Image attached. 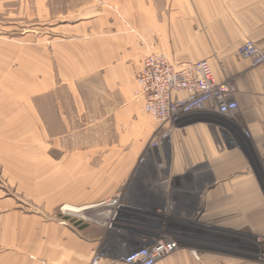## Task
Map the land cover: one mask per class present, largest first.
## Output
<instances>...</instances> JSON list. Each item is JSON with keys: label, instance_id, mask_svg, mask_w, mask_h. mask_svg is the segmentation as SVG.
I'll use <instances>...</instances> for the list:
<instances>
[{"label": "crops", "instance_id": "crops-1", "mask_svg": "<svg viewBox=\"0 0 264 264\" xmlns=\"http://www.w3.org/2000/svg\"><path fill=\"white\" fill-rule=\"evenodd\" d=\"M247 42L264 51V0H0V161L15 190L0 187V264H92L98 253L127 264L111 247L143 242L129 216L150 218L147 208L181 229L157 264H259L264 65L239 55ZM151 55L177 68L209 60L238 110L193 115L149 149L158 124L135 93ZM139 179L152 198L125 200ZM118 197L117 245L107 223ZM67 206L85 209L69 212L78 226L60 215Z\"/></svg>", "mask_w": 264, "mask_h": 264}, {"label": "built area", "instance_id": "built-area-1", "mask_svg": "<svg viewBox=\"0 0 264 264\" xmlns=\"http://www.w3.org/2000/svg\"><path fill=\"white\" fill-rule=\"evenodd\" d=\"M239 54L253 59L256 66L264 63L263 50L253 42L241 47ZM136 80L135 96L143 100L144 112L158 124L152 148L164 146L173 131L193 115L220 113L228 116L238 110L231 83L218 82L207 59L177 68L164 55H151L144 60ZM144 161V158L140 160L141 163ZM113 204L118 209L115 219L122 209L119 197L114 198ZM143 241L141 247L124 245V250L129 252L118 258L127 264H157L180 247L175 236L155 235ZM104 257L98 253L92 264H100Z\"/></svg>", "mask_w": 264, "mask_h": 264}, {"label": "rangeland", "instance_id": "rangeland-1", "mask_svg": "<svg viewBox=\"0 0 264 264\" xmlns=\"http://www.w3.org/2000/svg\"><path fill=\"white\" fill-rule=\"evenodd\" d=\"M254 44L256 46H258L256 43H254ZM244 45H242L241 47H243ZM242 58H244V57H242ZM244 59L251 60L253 62V64L255 65L253 59H250V58H244ZM261 65H264V63L263 64H259L257 66H261ZM154 135H155V133H154ZM154 135H153V137H154ZM153 137L151 139V142H150V145H149V149H154V148L151 147L152 140L154 139ZM5 141H6L5 139L2 140L0 142V145H2V146L7 145V144L4 143ZM0 158L1 159H5L6 158V155L5 154L4 155H0ZM143 158H144V160H146V157L145 156L141 157L140 160L143 159ZM2 163L3 162L0 161V187L5 188V189H8V190L10 189V190L15 191L14 188L10 187V184L8 182V179H7V174L8 173H7V171L5 172L3 170ZM142 184L143 183H142V181H140V179L139 180H134L133 183L131 184V186L129 188H127L125 190V192H123V194L125 196V198L124 197L123 198L126 200V197H130V196L131 197H135V196L138 195V193L139 194L140 193L141 194H145V195L149 196V198H152V194L154 192L152 186L151 185H148L147 182H146V185L145 186L142 185ZM196 189L199 190V188H196ZM142 190H143V192H142ZM155 192H157V191H155ZM120 197H119V199L121 201V198ZM192 199L194 200L195 197H193ZM193 204H195V203H193ZM131 206H133V208L131 209L130 212L127 211V213H130V214L136 213V210L138 209V206L139 205H137V203H134ZM147 209L148 210H146V212H148L149 215H146V216H149L150 218L146 217L145 219H137V217L129 216L130 217L129 219H131L129 222L130 223L131 222L134 223V225L136 227L135 229L141 230V232L143 233V236H144L143 238H145V240L147 238H149L151 236H155V235L156 236H165V237L169 238V237L175 236V233H173V231H175L177 233V230L178 231L181 230V229H176V227H174V225H176V223H177V220H175L174 218H171L165 212L164 213H160L159 214L160 216L155 217V216H153V212L151 211V209L150 210H149V208H147ZM102 210H104V208H102ZM120 210L121 211H119V213L117 215V218L114 219V216H115V213H114L112 215V217L109 218L110 219L109 220V223H107L108 224L107 227H108V230L110 231L111 236H116V239H117L116 240V243H117V245L120 244L122 242V240L126 237V235L123 234L121 232V230H122V226H123L124 222H126L127 216H126V212H125L124 209L123 210L120 209ZM65 212H64V216H68L67 214H69L68 217L77 218V217L71 216V213H69L67 211H65ZM124 214H125V216H124ZM60 215L63 216L62 214H60ZM77 219H79V218H77ZM122 220H123V222H122ZM106 222L107 221H105L104 223H106ZM177 237L180 238L179 235H177ZM130 238H134L135 239L137 237L136 236H134V237H130L129 236L128 239H130ZM194 240L197 241V242L200 241L199 237H197ZM137 242H136V240L132 241V243L136 244V246H132V247H137V246L138 247H141L142 245H144V243H143L144 241L141 242V244H138ZM255 243H256V247H255V252H254L253 255H255V257H256V259H257V261H258L259 264H264V238L261 237V236H258V238H257V240H256ZM128 245H129V242H128ZM111 250H112L113 255L114 256H117V257L123 256V255H125V254H127L129 252L127 250H121V249H119L118 246H112L111 247ZM101 254H103V253H101Z\"/></svg>", "mask_w": 264, "mask_h": 264}, {"label": "trees", "instance_id": "trees-1", "mask_svg": "<svg viewBox=\"0 0 264 264\" xmlns=\"http://www.w3.org/2000/svg\"><path fill=\"white\" fill-rule=\"evenodd\" d=\"M65 220L70 221L72 223H75V225H79L80 223H82L80 220H78L77 218H73V217H68V216H62Z\"/></svg>", "mask_w": 264, "mask_h": 264}, {"label": "bare ground", "instance_id": "bare-ground-1", "mask_svg": "<svg viewBox=\"0 0 264 264\" xmlns=\"http://www.w3.org/2000/svg\"><path fill=\"white\" fill-rule=\"evenodd\" d=\"M65 210L67 211V212H73V213H83V211L85 210V209H75V208H72V207H65ZM85 212V211H84Z\"/></svg>", "mask_w": 264, "mask_h": 264}, {"label": "flooded vegetation", "instance_id": "flooded-vegetation-1", "mask_svg": "<svg viewBox=\"0 0 264 264\" xmlns=\"http://www.w3.org/2000/svg\"><path fill=\"white\" fill-rule=\"evenodd\" d=\"M215 114H220V113H215ZM220 115H222V116H224V117H227V118H232V114L231 115H228V116H225V115H223V114H220ZM191 118V117H190ZM173 233H175L176 235H177V233L175 232V231H173ZM175 235V236H176ZM177 237V236H176Z\"/></svg>", "mask_w": 264, "mask_h": 264}]
</instances>
